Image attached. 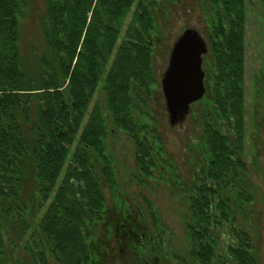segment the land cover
<instances>
[{
    "label": "trees",
    "instance_id": "16d2710c",
    "mask_svg": "<svg viewBox=\"0 0 264 264\" xmlns=\"http://www.w3.org/2000/svg\"><path fill=\"white\" fill-rule=\"evenodd\" d=\"M203 1L211 8L206 70L214 117L205 120L202 131L207 165L184 197L189 250L202 251L198 258L207 264L216 248L209 234L212 223L229 222L230 205L244 210L252 198L237 156L244 139L246 0ZM153 2L45 0L44 51L38 69L30 71L19 48L24 1L0 0V241L17 233L38 264H101L99 225H116L120 239L128 235L129 249L138 258L134 264L146 250L168 259L162 223L149 202L156 231L145 226L137 231L125 205H116L114 214L106 207L102 187L103 182L116 186L106 146L112 130L124 132L134 145L141 177L169 168L145 100L155 84ZM97 91L104 104L96 101L88 110ZM220 120L233 124L234 141L215 127ZM31 181L36 197L29 201L25 189ZM232 237L226 264H259L248 231L239 228Z\"/></svg>",
    "mask_w": 264,
    "mask_h": 264
},
{
    "label": "rangeland",
    "instance_id": "374dc122",
    "mask_svg": "<svg viewBox=\"0 0 264 264\" xmlns=\"http://www.w3.org/2000/svg\"><path fill=\"white\" fill-rule=\"evenodd\" d=\"M23 17L20 19V55L30 71L39 67V56L44 51V41L40 26V19L44 15L45 0H23ZM151 15L154 21V67L157 80L152 96L146 97L153 113L152 120L157 123L158 131L169 160L176 165L178 175L186 187L193 183L192 161L198 160L197 149L201 141V122L205 112L200 104L195 107L198 116L188 115L181 123L170 126L165 111L160 80L166 69L170 49L177 37L186 28L197 31L204 39L208 36V13L211 8L204 5L203 0H153ZM132 13L124 21L122 32L130 22ZM245 132L243 156L249 169L250 181L253 184L256 203L244 205V210H233L235 224L248 229L253 237V244L257 259L264 264V214L263 177H264V0H246V36H245ZM104 104L100 91L93 96L89 109L95 102ZM148 104V103H147ZM141 110V108L139 107ZM146 112V110H144ZM111 129V126H109ZM197 138L199 140L197 141ZM108 152L117 172L116 186L110 188L102 183L106 207L114 214L116 205L119 209L125 205L127 218L140 231L144 226L148 231L155 232L156 227L149 217L147 201L161 220L166 253L170 251L187 250V237L184 223L187 218V202L184 195L176 186V182L163 170L160 174L156 170L153 176L141 177L136 170L134 159L135 147L124 132L112 130L106 139ZM197 147V149H194ZM194 153L196 156H194ZM189 154V155H188ZM195 157V158H194ZM192 170V171H191ZM135 175H139L140 182ZM34 182H30L25 189V198L35 199ZM223 226L226 227L225 221ZM158 227V228H159ZM129 228H131L129 226ZM112 231V234L108 232ZM119 228L116 225L108 228L99 225L95 230L97 248L101 264H134L138 258L130 251V242L125 235L120 239ZM222 231L223 229L220 228ZM17 231V230H14ZM219 231V230H218ZM221 232H219L220 234ZM218 234V236H219ZM10 236H3L0 249L4 250V264H38L31 260L24 250L25 240L11 232ZM230 238L227 231L220 234L219 249H224ZM143 264H147L146 262ZM152 264V263H150ZM155 264V263H154ZM162 264H172L171 259Z\"/></svg>",
    "mask_w": 264,
    "mask_h": 264
},
{
    "label": "flooded vegetation",
    "instance_id": "af4514ba",
    "mask_svg": "<svg viewBox=\"0 0 264 264\" xmlns=\"http://www.w3.org/2000/svg\"><path fill=\"white\" fill-rule=\"evenodd\" d=\"M186 29H192V28H186ZM209 34H210L209 27H208V36H207L206 39H204L199 34V36L204 40L205 46H206V52L201 55V60H202L201 67H202V70L204 72V78H203V84H204V88H205L204 95H203V98L201 100H199L198 102H195V103L190 104L189 109H188V112H187V114L185 116V118H186L188 115H190L193 118V116H195V114H193V113H196L197 115H196L195 118H197L198 111L195 112L194 111L195 110L194 108L197 107L199 104L201 106H203V107H206L207 106L205 109L208 112H205V115L203 116V119H202V122H201V132H200L201 137L203 135L202 131L204 129V122H205V120H207V119H209L211 117L212 118L214 117V116H212L214 114L211 111L212 110V107H211L212 101L208 97L209 91L207 89L208 88L207 87V84L209 83V80H208L209 77L207 75L206 63L208 62V60H210ZM173 44H172V47H173ZM155 47H156V44L154 42L153 55H154V49H155ZM172 47L170 49V53H171ZM170 53H169V58H170ZM169 58H168V63H169ZM153 59H154V56H153ZM168 63H167V66H168ZM167 66H166V68H167ZM152 68H153L154 77H155L154 62H152ZM164 72H163V74H164ZM163 74H162V77H163ZM162 77H161V80H162ZM161 80H160V86H161ZM156 83H157V80H156V77H155V84H154L153 88L151 89V95L149 96V98L152 96V94L155 91ZM161 92H162V89H161ZM162 97H163V93H162ZM163 99H164V97H163ZM147 103H148L147 104V110H149V108H150L149 101ZM164 105H165V101H164ZM165 111H166V108H165ZM151 114H153V113H151ZM244 115H245V113H244ZM178 124H176V125H178ZM155 126L158 128L157 123H155ZM243 126H244V130H245V116H244ZM215 127H217V129L220 130V133L222 135L228 137V139L231 142L234 141V139H235V135H234L235 134V131H234V128H233V124L231 126H228V124L224 120H220V122L216 123V126ZM157 131H158V129H157ZM198 140H199V138H197V141ZM162 143L164 145V142H162ZM203 145H204V143H203V137H202L201 138V141H199V145H198L199 148L197 149V147H195V148L193 147L194 149H197V153L196 154H197L198 160L192 161V163L194 165V171H193V174H192V176H193L192 177L193 183H189V185H187L186 187L184 186L183 182L181 180H179L180 178H177L178 171H177L176 165L174 163V160L173 161L169 160V158H170L169 157V154H168V152L165 149V151L167 152V155L169 157L168 158V161H167V163L169 164V166H168L169 168H168V170L166 172H168V174L171 176V178L176 182L177 188L180 190V192L183 195H185L186 193H188L190 191V188L191 187H195L196 186V183L199 180V176H200L201 171L207 165L206 158H204V156L201 155V150H202ZM241 147H242L241 148V151L237 153V156L240 159V161L242 162V166L244 167V176L246 177L247 185L249 186V190H250V194H251V198H252V201L248 205L251 206L254 203H256V201H255V197H254L253 184L251 183V181L249 179L250 178L249 169H248V166H247V163H246V159L243 156V153H244L243 152V149H244V139L242 141ZM164 148H165V146H164ZM196 154L194 153V156H196ZM263 179H264V177H263ZM263 203H264V188H263L262 210H263ZM233 207L234 208H232V205H230V211L227 212V216H228L229 222H225L226 223V227L223 226L224 220L222 218L219 219V220H216V222H213L212 223V226L210 227L209 234H210L211 238L216 241V248H215L214 251H212V254L213 255H212L211 259L209 260V262L207 264H226L228 262V259L226 258V253H227V248L226 247L229 244H232V242L234 241V239L232 237V232L237 231L239 228H242L238 223L235 224V220L236 219L233 216V210H239L241 208H238L236 206H233ZM263 214H264V210H263ZM189 219H190V216H189V207H188V204H187V218H186V221L184 223L185 233H186V223L188 222ZM220 228L223 229V230L221 231ZM130 229L132 230V228H130ZM245 230H247L248 233H249V235L251 236L252 244H253V237H252L251 233L249 232L248 229H245ZM224 231H227V236H229L230 240H229V242L226 243L224 249L223 248L222 249H219V245H220V234L222 235L224 233ZM219 232H221V233L219 234ZM218 234H219V236H218ZM125 235L128 238V235L127 234H125ZM186 237H187V241H188V243H187V250H183V251L180 250L178 252L177 251H170L168 253L169 254L168 258L171 259L172 264H204L198 258V257H201V255H203L204 253L202 251H198V250L197 251L189 250V239H188L187 233H186ZM253 247H254V244H253ZM254 253H255V256L257 258L256 252H255V247H254ZM143 254L144 255L142 257V260H139V264H141V262L142 263H145L146 262L147 264H150V263H152V264H154V263L155 264H162V262H165V259L164 260H161L160 257L158 256L160 254V251H158V250L157 251H150V250L147 251L146 250V251L143 252Z\"/></svg>",
    "mask_w": 264,
    "mask_h": 264
},
{
    "label": "water",
    "instance_id": "95a60500",
    "mask_svg": "<svg viewBox=\"0 0 264 264\" xmlns=\"http://www.w3.org/2000/svg\"><path fill=\"white\" fill-rule=\"evenodd\" d=\"M205 52V42L194 29L184 30L173 44L169 63L161 80L171 126L182 122L190 104L203 98L205 88L201 55Z\"/></svg>",
    "mask_w": 264,
    "mask_h": 264
}]
</instances>
